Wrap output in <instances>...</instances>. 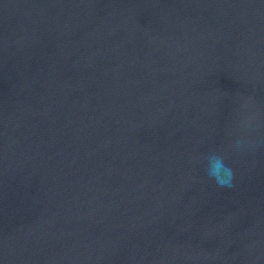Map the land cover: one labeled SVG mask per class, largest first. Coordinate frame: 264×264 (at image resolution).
I'll list each match as a JSON object with an SVG mask.
<instances>
[{"label":"water","instance_id":"obj_1","mask_svg":"<svg viewBox=\"0 0 264 264\" xmlns=\"http://www.w3.org/2000/svg\"><path fill=\"white\" fill-rule=\"evenodd\" d=\"M0 264H264V0H0Z\"/></svg>","mask_w":264,"mask_h":264}]
</instances>
